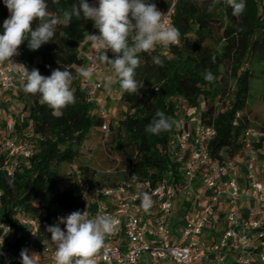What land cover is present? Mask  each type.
<instances>
[{
    "label": "trees",
    "instance_id": "obj_1",
    "mask_svg": "<svg viewBox=\"0 0 264 264\" xmlns=\"http://www.w3.org/2000/svg\"><path fill=\"white\" fill-rule=\"evenodd\" d=\"M87 2L93 5L98 0ZM147 2L168 12L174 0ZM47 3L48 10L61 17L62 12L72 5L79 6V0H60L59 5H53L51 0ZM210 3L212 0H204V6L197 7L195 0H176L172 25L180 30V44L154 47L151 55L139 53L140 66L135 78L143 81L144 87L135 95L122 91L124 109L121 117L114 114L117 126L111 127L108 147L133 165L134 172L141 179L157 183L171 172L176 183L183 182L176 159L169 153V141L175 126L160 135L145 132V126L157 110L178 121L189 110L199 111L204 103L205 108L198 115L205 124L214 125L217 131L205 149L221 162L238 164L244 160L242 137L245 130L251 128L245 113L253 83L264 78V0H245L246 8L239 20L232 16L231 7L223 0H218L211 11L208 10ZM9 15L4 0H0V34H3V22ZM38 24L39 21L34 20L32 29L35 30ZM90 34L99 35V30L81 13L80 19L73 17L68 24H60L53 40L37 50L29 49V41L25 39L18 49L19 63L29 71L38 69L43 76H50L52 70H64V66H68L74 77L71 89L76 103L63 109L62 116L54 117L52 110L39 102L38 95L23 91V82L15 91L17 102L23 103V113L20 118L10 115L0 121L2 131H6L7 121L15 119L13 136L20 143L35 147L29 163L20 159L13 177L1 170L0 159L1 218L12 221L17 207L31 217L39 216L46 209L48 216L40 225L42 241L51 240L47 226L57 223L60 213L80 210L79 190L62 169L76 161L79 167L90 171L86 164L93 166L94 162L81 157V146L90 133L104 123L98 114V106L88 101L86 91L81 88L84 78L78 75L80 67L86 68V61L79 53L91 45ZM157 55L164 61L163 67L152 62L151 56ZM108 57L114 59L115 54L111 52ZM206 69L212 71L214 82L204 80L202 73ZM255 149L259 157L258 176L263 180L264 138ZM88 178L93 181L95 176L90 174ZM124 178L128 179V176ZM24 240L22 230L15 227L9 247L15 253L16 263L20 260Z\"/></svg>",
    "mask_w": 264,
    "mask_h": 264
},
{
    "label": "built area",
    "instance_id": "obj_2",
    "mask_svg": "<svg viewBox=\"0 0 264 264\" xmlns=\"http://www.w3.org/2000/svg\"><path fill=\"white\" fill-rule=\"evenodd\" d=\"M176 0L168 12H163V19L172 25ZM178 42L175 45H179ZM162 44L155 47L161 48ZM107 51V55L111 53ZM79 56L86 61V68L93 69L90 79H83L82 90L86 91L89 102L98 106V114L104 120L103 125L90 133V137L81 146L82 158L93 159L95 140L101 134L104 156L101 165H87V172L79 167L76 161L67 165L66 173L80 193V210L86 211L88 217L94 218L98 213L111 215L119 223L113 234L105 237L104 247L95 256L96 264H140L144 257L153 263L197 264L205 261L206 252L201 249V238L208 225L215 220L216 209L220 200L227 201L232 210L227 216L228 227L221 240L213 248L219 264H226V257L232 258V264H264V178L258 176L259 157L255 154L256 145L264 138V130L248 128L245 130L242 143L244 160L240 163L221 162L214 159L205 149V145L217 135L214 125L205 124L198 115L204 110L192 109L182 114L169 141V153L176 159L183 182H175L173 173L167 172L164 178L154 183L151 179H141L134 172L133 165L113 153L108 145L111 127L117 126L108 103L103 97L104 83L97 79L103 70L97 50L90 45L82 50ZM23 66L19 63V54L9 61L0 63V98L8 93H15L23 83ZM240 116V114H238ZM2 131L0 124V159L1 170L9 177L15 175L20 159L29 163L35 153L30 143H20L13 136L16 120L10 119ZM264 167V157H262ZM243 173V181L239 173ZM94 174L90 181L88 175ZM133 175L138 176L132 181ZM128 176V179L124 177ZM103 177L104 179H99ZM121 178V179H120ZM201 184L203 191L210 198L201 208L199 214L186 219L182 232L173 241L169 223L178 197L194 201V211L198 209L201 192L196 189ZM147 192L152 198V207L145 212L141 207L142 194ZM87 197V198H86ZM245 200L257 204L259 211L251 218L242 217L240 203ZM3 207V192L0 190V211ZM69 212H62L59 217H66ZM48 212L42 210L37 217L27 215L21 208H15L12 221L2 219L0 215V264H15V253L9 247L15 227L22 230L25 240L23 249H27L33 258V264H55L56 246L51 240H41V221ZM61 229L65 225L61 224ZM16 264H21V259Z\"/></svg>",
    "mask_w": 264,
    "mask_h": 264
},
{
    "label": "clouds",
    "instance_id": "obj_3",
    "mask_svg": "<svg viewBox=\"0 0 264 264\" xmlns=\"http://www.w3.org/2000/svg\"><path fill=\"white\" fill-rule=\"evenodd\" d=\"M218 0L208 4L211 11ZM53 5H59L60 0H51ZM197 7L204 6V0H195ZM232 9V16L239 18L243 15L245 0H223ZM10 15L3 22V34H0V63L9 61L18 55V48L25 39L31 50L39 49L43 44L53 40L57 27L68 24L73 17L91 20L99 35L90 34L89 40L97 50L100 61L107 64L114 75L105 78L104 87L111 90L114 84L130 95L139 94L144 87L143 81L137 80L136 69L140 66L139 53L151 55L159 43L165 46L175 45L180 39V30L167 24L155 3L147 0H98V7L90 5L87 0H79V6L72 5L62 12V17L48 10L47 0H4ZM38 20L35 30L32 23ZM111 50L114 59L106 54ZM152 62L158 67L164 66V61L157 55L151 56ZM215 62V56L212 58ZM23 66V65H22ZM78 75L90 79L93 76L91 67H80ZM205 81L215 80L210 69L202 73ZM23 91L33 96H39V102L52 110L54 117L63 115V109L76 103V97L71 89L73 75L68 66L64 70H52L50 76H43L38 69L31 71L23 66ZM157 91H159L157 89ZM180 127V122L157 110L152 120L145 126V132L160 135L169 132L173 127ZM132 181L138 176L133 175ZM12 180H9V184ZM87 198V197H86ZM151 195L142 194L141 207L148 212L152 207ZM58 222L47 226L51 233V241L56 246L55 264H96L95 256L104 247L105 237L113 234L119 223L111 215L97 214L89 218L86 211L71 212L66 217H58ZM64 224L65 229L60 225ZM21 264H33V258L27 249L20 252Z\"/></svg>",
    "mask_w": 264,
    "mask_h": 264
},
{
    "label": "crops",
    "instance_id": "obj_4",
    "mask_svg": "<svg viewBox=\"0 0 264 264\" xmlns=\"http://www.w3.org/2000/svg\"><path fill=\"white\" fill-rule=\"evenodd\" d=\"M113 75L112 70L107 69L103 63V70L97 76V79L105 82V78L107 76ZM112 90L103 91V97L105 101L112 102L113 93ZM109 104V103H108ZM10 116V115H9ZM8 116V118H9ZM240 180L243 181V173H239ZM196 189L201 192V199L198 202V209L193 210L194 201L191 199H186L185 197H178L175 201L174 210L171 215V221L169 223V228L171 230L172 239L176 241L179 237L186 219L190 218L193 214H199L201 208L205 207L207 204L210 195H206L203 191V187L201 184H198ZM239 206L242 209V217L244 219L253 217L258 210L256 209L258 206L255 202L245 200L244 202L240 203ZM232 210V206L225 200H220L216 209V216L215 220L211 222L206 231L202 235V242H201V249L206 252L207 258L205 261L197 264H219L218 263V256L213 252V248L216 244H218L221 240V237L224 233V230L228 227L227 216ZM257 210V211H256ZM232 261V258L227 256L226 257V264ZM153 263V262H152ZM153 264H173L169 262L165 263H153Z\"/></svg>",
    "mask_w": 264,
    "mask_h": 264
},
{
    "label": "rangeland",
    "instance_id": "obj_5",
    "mask_svg": "<svg viewBox=\"0 0 264 264\" xmlns=\"http://www.w3.org/2000/svg\"><path fill=\"white\" fill-rule=\"evenodd\" d=\"M93 6L98 7V3H94ZM234 89L235 88L233 85L232 91H234ZM112 90L114 91L112 93L114 100H112V102H109L108 109H110V111L112 112L113 118H114V114L117 118H119L121 117L122 110L124 109L121 101L122 90L120 89L119 84H114L112 86ZM22 110H23V103L17 102L14 92L8 93L7 96L0 98V121H2V119H5L9 115H11V117L15 115L16 118H20V115L23 113ZM245 114L247 115L250 121L251 128H256V129L264 128V78L256 80L253 83V90L249 100V107ZM104 140L105 138L101 134H98L96 136L95 150L93 152V159H92L94 165L99 164L102 166L103 163L102 157L104 156V150H103ZM108 143H110V140L109 142L105 143L106 146L108 145ZM62 170L63 172H66L67 166H64ZM256 209L259 211L258 207ZM140 264H153V263L146 256L140 262ZM229 264H232V261H230Z\"/></svg>",
    "mask_w": 264,
    "mask_h": 264
}]
</instances>
